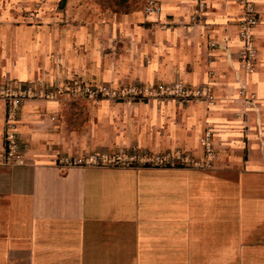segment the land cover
<instances>
[{
	"label": "crops",
	"instance_id": "1",
	"mask_svg": "<svg viewBox=\"0 0 264 264\" xmlns=\"http://www.w3.org/2000/svg\"><path fill=\"white\" fill-rule=\"evenodd\" d=\"M154 1L159 16L0 0V86L47 92L16 111L0 96V264H264V0L251 70L239 0ZM175 82L214 103L76 89ZM209 128L218 159L207 169ZM99 148L139 166L56 165Z\"/></svg>",
	"mask_w": 264,
	"mask_h": 264
},
{
	"label": "built area",
	"instance_id": "2",
	"mask_svg": "<svg viewBox=\"0 0 264 264\" xmlns=\"http://www.w3.org/2000/svg\"><path fill=\"white\" fill-rule=\"evenodd\" d=\"M242 7L243 13L239 20V37L244 43V48L241 52V59L243 66L249 70L253 69L254 64L258 58V47L254 36V30L261 23V16L257 9V0H239ZM145 12L148 15L159 16L162 13L161 5L154 0L148 2L145 6ZM66 88L72 90V85L67 83ZM78 91H83L85 94L95 97H116L122 100L143 102L146 100H157V101H171L178 104H183L189 101L191 98L200 100H209L211 104L214 103V96L206 88L195 89L193 91L183 82L175 83H157L151 87H147L144 83L130 84L127 87L121 88L120 90H114L107 85H87L83 87L76 85ZM10 85H2L0 89V96H2L9 108L13 110L20 109L21 106L29 101L32 97L40 96L36 92L35 86L29 85L20 90V92L14 91ZM213 129L209 128L205 132V136L202 142L205 145L206 160L200 166L202 168H213L217 161V151L212 144ZM7 142L9 146L10 155L13 156L17 152L18 145L14 135L7 136ZM110 162L109 156L104 153L90 152L87 154H79L75 156H62L56 161V165L59 168H89L98 166H108ZM182 165H190L185 161L181 162ZM178 164H173L176 166ZM181 165V164H180Z\"/></svg>",
	"mask_w": 264,
	"mask_h": 264
},
{
	"label": "rangeland",
	"instance_id": "3",
	"mask_svg": "<svg viewBox=\"0 0 264 264\" xmlns=\"http://www.w3.org/2000/svg\"><path fill=\"white\" fill-rule=\"evenodd\" d=\"M102 1H103V4H102L103 5V9H106V10H109V11H117V10L130 11V10H133V9H140V8L145 6V4L143 3V0H102ZM161 7H162V5H161ZM144 10H145V8H144ZM87 85H92V84H87ZM145 85L147 87H151L154 84H151V85L150 84H145ZM12 87H13L14 91H17V92H20V90L23 89V87H18V86H15V85H13ZM1 88H2V86H0V89ZM35 89H36V92L40 94V96H41V94H46L47 93L45 90H43L39 86L38 87L35 86ZM56 90H58L59 93H70L72 91V90L67 89L65 85L64 86H58ZM189 90L193 91L194 89L189 88ZM79 92L82 93V94H85L83 91H79ZM37 97H39V95L35 96V97H32L31 99L37 98ZM107 98H109V97H107ZM112 98L113 99H118L116 97H112ZM146 101H149V100H146ZM91 152H99V153H104V154L108 155L109 159H110V162H111V163H109L108 166H139L138 163H137V160H135V159L130 160V158L123 157L126 154H120L119 152H116V151L115 152H111V151L99 148V149L91 151ZM87 153H90V152H87ZM87 153H84V154H87ZM178 165H180V164H178Z\"/></svg>",
	"mask_w": 264,
	"mask_h": 264
}]
</instances>
